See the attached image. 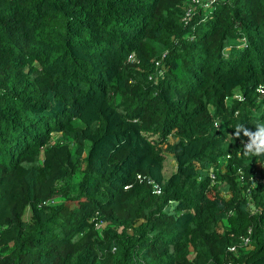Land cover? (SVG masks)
Here are the masks:
<instances>
[{
	"label": "trees",
	"instance_id": "16d2710c",
	"mask_svg": "<svg viewBox=\"0 0 264 264\" xmlns=\"http://www.w3.org/2000/svg\"><path fill=\"white\" fill-rule=\"evenodd\" d=\"M262 120L264 0H0V264H264Z\"/></svg>",
	"mask_w": 264,
	"mask_h": 264
},
{
	"label": "built area",
	"instance_id": "2783aa9c",
	"mask_svg": "<svg viewBox=\"0 0 264 264\" xmlns=\"http://www.w3.org/2000/svg\"><path fill=\"white\" fill-rule=\"evenodd\" d=\"M212 1L213 0H191V5L192 6H202V7L207 8V7H209V5L211 4ZM190 13H191V9H190V11L188 13V18L191 15ZM216 125H217V123H216ZM242 145H243V143H242ZM229 157L230 156L228 155V158ZM260 168H261V166L258 169H260ZM211 177L212 178H215V176H214L213 173L211 174ZM137 178H138V180L140 182H144V183H147V184L151 185L155 194H158L159 195L161 193L160 187L157 184H155L152 179H150L148 177H145L142 174H139L137 176ZM261 180H262L261 179V171L258 170V172L255 173L254 175H252V177H251V183H252L251 186L252 187L255 186V184L257 182L261 181ZM247 192L250 193V188L249 187L247 189ZM251 235H252V228H250L248 230V232H247L246 235H243V236L239 237L238 243H233L232 245H230L228 247L229 254L237 255L238 254V250L240 248H242L244 250L249 249L251 247ZM228 264H233V261H232L231 258L229 259Z\"/></svg>",
	"mask_w": 264,
	"mask_h": 264
},
{
	"label": "clouds",
	"instance_id": "9594fccd",
	"mask_svg": "<svg viewBox=\"0 0 264 264\" xmlns=\"http://www.w3.org/2000/svg\"><path fill=\"white\" fill-rule=\"evenodd\" d=\"M234 135L242 138L244 152L264 153V120L258 122L254 130L246 127L245 124H239L234 130ZM243 138L247 139L243 140Z\"/></svg>",
	"mask_w": 264,
	"mask_h": 264
},
{
	"label": "rangeland",
	"instance_id": "374dc122",
	"mask_svg": "<svg viewBox=\"0 0 264 264\" xmlns=\"http://www.w3.org/2000/svg\"><path fill=\"white\" fill-rule=\"evenodd\" d=\"M236 95H237L238 98H241V94H240V93H236ZM56 136H58V135H56ZM170 162H171V165H172L173 169L176 170V164H175L174 159H173L172 156H170ZM81 176H82V173L79 172V173L74 177V179L72 180V183H73L74 185H77L78 182H79L80 179H81ZM26 218H27V219L30 218V214H29V213L26 214ZM241 249H242V248H240V251L243 250V249H242V250H241ZM249 249H250V248H249ZM184 264H185V263H184Z\"/></svg>",
	"mask_w": 264,
	"mask_h": 264
}]
</instances>
